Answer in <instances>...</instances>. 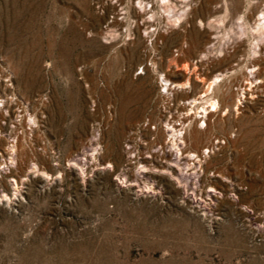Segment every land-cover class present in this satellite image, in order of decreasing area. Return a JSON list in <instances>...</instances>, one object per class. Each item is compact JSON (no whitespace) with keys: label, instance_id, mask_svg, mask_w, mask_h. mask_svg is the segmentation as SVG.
<instances>
[{"label":"rangeland","instance_id":"1","mask_svg":"<svg viewBox=\"0 0 264 264\" xmlns=\"http://www.w3.org/2000/svg\"><path fill=\"white\" fill-rule=\"evenodd\" d=\"M263 16L0 0V264H264Z\"/></svg>","mask_w":264,"mask_h":264},{"label":"bare ground","instance_id":"2","mask_svg":"<svg viewBox=\"0 0 264 264\" xmlns=\"http://www.w3.org/2000/svg\"><path fill=\"white\" fill-rule=\"evenodd\" d=\"M154 1H155V0H154ZM164 1H165V0H164ZM124 2H125V1H123V3H124ZM144 2H145V1H144ZM144 2H143V3H144ZM149 2H150V1H149ZM151 2H153V1H151ZM151 2H150V3H151ZM156 2H157V1H156ZM171 2H173V1H171ZM175 2H176V1H175ZM175 2H174V3H175ZM153 3H154V2H153ZM167 3H168V1H167ZM169 3H170V2H169ZM147 4H148V2H147ZM159 5H160V4H159ZM141 6H142V5H141ZM148 6H149V5H148ZM156 6H157V5H156ZM142 7H143V6H142ZM148 8H149V7H148ZM152 8H155V7L152 6ZM146 9H147V8H146ZM157 9H158V8H157ZM142 10H143V9H142ZM152 10H153V9H152ZM262 10H263V9H262ZM150 11H151V10H150ZM155 11H156V10H155ZM146 13H147V12H146ZM146 13H145V14H146ZM143 14H144V13H143ZM148 14H149V13H148ZM149 15H150V14H149ZM154 15H155V14H154ZM157 15H158V14H157ZM263 17H264V16H263ZM147 20H148V19H147ZM258 20H260V19H258ZM145 22H146V21H145ZM153 22H154V21H153ZM259 22H260V21H259ZM261 23H262V22H261ZM261 23H260V24H261ZM144 24H145V23H144ZM147 24H148V23H147ZM257 24H258V23H257ZM260 24H259V25H260ZM150 25H151V24H150ZM251 26H252V25H251ZM247 27H248V26H247ZM252 27H253V26H252ZM246 30H247V29H246ZM250 30H251V29H250ZM260 30H261V29H260ZM246 32H247V31H246ZM261 32L263 33V31H261ZM262 33H261V34H262ZM261 34H260V35H261ZM263 35H264V34H263ZM261 36H262V35H261ZM254 38H255V37H254ZM257 41L260 42V40H257ZM256 47H257V46H256ZM260 47H261V46H260ZM260 47H259V48H260ZM263 48H264V47H263ZM261 52H262V51H261ZM262 55H263V54H261V56H259V57L256 56V58H254V59H259L260 57L263 58L264 56L262 57ZM262 60H264V59H262ZM262 60H260L259 62H261ZM253 62L255 63V61H253ZM259 62H257V63H259ZM257 63H256V64H257ZM252 64H253V63H252ZM256 64H255V65H256ZM255 65H254V66H255ZM261 67H263V66H261ZM261 67H260V68H261ZM260 68H259V70H260ZM263 69H264V68H263ZM263 69H261V70H263ZM257 72H258V71H257ZM257 72H256V73H257ZM258 73H259V72H258ZM258 73H257V74H258ZM260 74H261V73H260ZM253 75H254V74H253ZM255 78H256V77H255ZM216 79H217V78H216ZM216 79H215V80H216ZM248 79H249V78H248ZM260 79H261V76H260ZM263 79H264V78H263ZM168 81H169V80H168ZM217 83H218V82H217ZM217 83H216V84H217ZM252 83H253V82H252ZM168 84H170V85H175L173 82H168ZM168 84H167V85H168ZM213 84H214V83H213ZM262 84H263V83H262ZM210 85H211V84H210ZM219 85H220V84H219ZM246 86H247V84H246ZM251 86H253V85H251ZM262 86H263V85H262ZM211 87H212V86H211ZM218 87H219V86H218ZM221 87H222V86H221ZM221 87H219V88H221ZM244 87H245V86H244ZM255 87H256V86H255ZM259 87H260V86H259ZM259 87H258V88H259ZM208 89H209V88H208ZM217 89H218V88H217ZM246 89H247V88H246ZM248 89H249V87H248ZM248 89H247V90H248ZM261 89H262V88H261ZM263 89H264V87H263ZM206 90H207V89H206ZM206 90H205V91H206ZM229 90H230V89H229ZM242 90H243V89H242ZM256 90H257V89H256ZM259 90H260V89H259ZM259 90H257V91H259ZM218 91H219V90H218ZM252 91H253V90H252ZM243 92H244V90H243ZM253 92H254V91H253ZM224 93H225V92H224ZM224 93H223V95H224ZM248 93H249V92H248ZM251 93H252V92H251ZM256 93H257V92H256ZM219 94H220V93H219ZM226 94H227V93H226ZM233 94H234V93H233ZM254 94H255V93H254ZM234 95H236V94H234ZM249 95H250V94H249ZM202 96H203V95H202ZM220 96H221V95H220ZM245 96H246V95H245ZM203 97H204V96H203ZM221 97H223V96H221ZM224 97H225V96H224ZM233 97H234V96H233ZM234 98H235V97H234ZM194 99H195V98H194ZM222 99H224V98H222ZM196 100H197V99H196ZM196 100L193 101V103L196 102ZM212 100H213V99H212ZM233 100H235V99H233ZM204 101H205V100H204ZM228 101H229V99H228ZM241 101H242V100H241ZM206 102H207V101H206ZM208 102H209V101H208ZM191 103H192V102H191ZM196 103H197V102H196ZM218 103H219V102H218ZM224 103H225V102H224ZM227 103H228V102H227ZM236 103H237V102H236ZM236 103H235V104H236ZM189 104H190V103H189ZM231 104H232V103H231ZM233 104H234V102H233ZM240 104H241V103H240ZM202 105H203V104H202ZM218 105H219V104H218ZM218 105H217V101L211 102V106L214 108V109H212V107H211V111H212V112L217 111V109H218ZM222 105H223V104H222ZM227 105H228V104H225V106H227ZM194 106H195V105H194ZM223 106H224V105H223ZM235 106H236V105H235ZM239 106H240V105H239ZM191 107H192V106H191ZM202 107H203V106H202ZM204 107H205V106H204ZM208 107H209V106H208ZM186 108H187V107H186ZM197 108H198V106H197ZM220 108H221V107H220ZM223 108H226V107H223ZM223 108H222V109H223ZM228 108H229V107H228ZM233 108H234V107H233ZM237 108H238V107H236V109H237ZM190 109H191V108H190ZM229 109H230V108H229ZM183 110H184V109H183ZM196 110H197V109H196ZM226 110H227V109H226ZM238 110H239V109H238ZM204 111H205V113H207V111H206L205 109L202 108V113H201V114H203ZM208 111H209V110H208ZM211 111H210V112H211ZM219 111H221V110H219ZM219 111H218V112H219ZM212 112H211V113H212ZM218 112H216V113H218ZM192 113H193V112H192ZM196 113H197V111H196ZM219 113H220V112H219ZM242 113H243V112H242ZM239 114H240V113H239ZM205 115H206V114H205ZM214 115H215V114H214ZM199 116H200V115H199ZM220 116H221V115H220ZM225 116H226V115H225ZM237 116H238V114H237ZM241 116H242V115H241ZM190 117H192V116H190ZM197 117H198V116H197ZM197 117H196V118H197ZM201 117H202V116H201ZM203 117H204V116H203ZM205 117H206V116H205ZM207 117H208V116H207ZM209 117H210V116H209ZM213 117H214V116H213ZM222 117H223V116H222ZM192 118H193V117H192ZM211 118H212V117H211ZM218 118H220V117H218ZM239 118H240V117H239ZM185 119H186V116H185ZM187 119H189V118H187ZM187 119H186V121H187ZM190 119H191V118H190ZM201 119H202V118H201ZM201 119H200V120H201ZM204 119H205V118H203V120H204ZM207 119H208V118H206V120H207ZM209 119H210V118H209ZM220 119H221V118H220ZM220 119H219V120H220ZM227 119H228V118H227ZM192 120H194V119H192ZM221 120H223V119H221ZM173 122H174V121H173ZM176 122H177V121H176ZM183 122H184V121H183ZM188 122H189V121H188ZM194 122H195V121H194ZM196 122H197V121H196ZM209 122H210V121H209ZM211 122H213V120H212ZM218 122H219V121H218ZM237 122H238V121H237ZM168 123H170V122H168ZM171 123H172V122H171ZM171 123H170V124H171ZM185 123H186V122H185ZM197 123L199 124V122H197ZM221 123H222V122H221ZM224 123H225V122H224ZM173 124H174V123H173ZM216 124H217V123H216ZM166 125H167V124H166ZM174 125H176V124H174ZM181 125H182V124H181ZM184 125H185V124H184ZM189 125H190V124H189ZM191 125H192V123H191ZM206 125H207V124H206ZM209 125L211 126L212 124L209 123ZM214 125H215V124H214ZM214 125H213V126H214ZM178 126H179V125H178ZM195 126H197V125L195 124ZM199 126H200V125H199ZM184 127H186V126H184ZM184 127H183V128H184ZM188 127H189V126H188ZM192 127H193V126H192ZM192 127H191V128H192ZM178 128H179V127H178ZM180 128H181V127H180ZM196 128H197V127H196ZM176 129H177V127H176ZM186 129H187V128H186ZM192 129H193V128H192ZM194 129H195V128H194ZM204 129H205V128H204ZM204 129H203V131H204ZM177 130H178V129H177ZM180 130H181V129H180ZM187 130H188V129H187ZM190 130H191V129H190ZM168 131H169V130H168ZM174 131H175V130H174ZM192 131H195V132H196V130H192ZM203 131H199V133H200V132L202 133ZM207 131H208V130H207ZM210 131H211V130H210ZM178 132H179V130H178ZM187 132L189 133V131H187ZM190 132H191V131H190ZM195 132H193V133L196 134ZM205 132H206V131H205ZM188 133H187V136L189 135ZM197 133H198V132H197ZM203 133H204V132H203ZM203 133H202V134H203ZM194 134L191 133L192 136H193ZM202 134H201V135H202ZM175 135H176V134H175ZM196 135H197V134H196ZM198 135H199V134H198ZM201 135H200V136H201ZM194 136H195V135H194ZM204 136H206V135H204ZM207 136H208V135H207ZM183 137H184V136H183ZM183 137H182V138H183ZM185 138L188 139L189 137H186V136H185ZM183 139H184V138H183ZM187 139H186V140H187ZM190 139H191V138H190ZM170 140H172V139H170ZM195 140H196V138H195ZM195 140H193V141H194L193 143H195L194 145H196V143H198V142H195ZM200 140H201V139H200ZM202 140H203V139H202ZM202 140H201V141H202ZM15 141H16V140H15ZM190 141H191V140H190ZM197 141H198V140H197ZM201 141H200V142H201ZM204 141H205V139H204ZM208 141H209V140H208ZM208 141H207V142H208ZM211 141H213V138H211ZM211 141H210V142H211ZM215 141H216V140H215ZM218 142H219V141H218ZM190 143H191V142H190ZM190 143H188V146H189ZM202 143H205V142H202ZM208 143H209V142H208ZM213 143H214V142H213ZM213 143H212V144H213ZM177 144H178V143H177ZM180 144H181V143H180ZM182 144H184V143L182 142ZM198 144H199V143H198ZM198 144H197V145H198ZM206 144H207V143H206ZM166 145H167V144H166ZM186 145H187V143H186ZM192 145H193V144H192ZM197 145H196V146H197ZM200 145H201V144H200ZM200 145H199V146H200ZM213 145H214V144H213ZM213 145H212V146H213ZM216 145H217V144H216ZM183 146H184V145H183ZM188 146H187V147H188ZM190 146H191V145H190ZM212 146H210V147H212ZM224 146H225V145H224ZM189 148H190V147H189ZM203 148L205 149V147H203ZM214 148H216V147H214ZM186 149H187V148H186ZM186 149H185V151H186ZM196 149H197V147H196ZM192 150H193V148H192ZM192 150H191V151H192ZM188 151H189V149H187V152H188ZM129 152H130V151H129ZM195 152H196V151H195ZM205 152H208V146H207V148L205 149ZM191 153H192V152H191ZM197 153H198V151L196 152V154H197ZM199 153H200V152H199ZM183 154H185V153L183 152ZM186 154H187V153H186ZM202 154L204 155V150H203V153L198 154V155H196V156H199V155H200V157H202ZM189 155H190V154H189ZM191 155H192V154H191ZM191 155H190V156H191ZM194 155H195V154H194ZM132 159H134V158H132ZM186 160H188V159H186ZM191 160H193V159H191ZM199 160H200V159H199ZM136 161H137V160H136ZM130 162H131V160H130ZM132 162H133V161H132ZM132 162H131V163H132ZM151 162H152V161H151Z\"/></svg>","mask_w":264,"mask_h":264}]
</instances>
